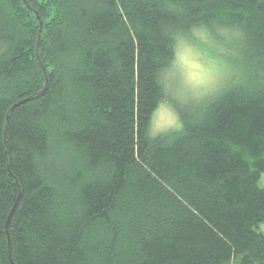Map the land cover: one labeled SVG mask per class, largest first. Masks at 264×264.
<instances>
[{"label": "trees", "instance_id": "16d2710c", "mask_svg": "<svg viewBox=\"0 0 264 264\" xmlns=\"http://www.w3.org/2000/svg\"><path fill=\"white\" fill-rule=\"evenodd\" d=\"M28 2L0 0V264L20 186L16 264H264V0ZM201 24L239 31L233 71L181 104L160 73Z\"/></svg>", "mask_w": 264, "mask_h": 264}, {"label": "clouds", "instance_id": "9594fccd", "mask_svg": "<svg viewBox=\"0 0 264 264\" xmlns=\"http://www.w3.org/2000/svg\"><path fill=\"white\" fill-rule=\"evenodd\" d=\"M240 36L237 30L204 24L193 27L190 36L176 33L172 68L160 73L165 92H171L181 104H189L222 86L232 74L228 58ZM193 40L199 47L192 46ZM180 127L178 114L165 100L153 111L147 133L156 137Z\"/></svg>", "mask_w": 264, "mask_h": 264}, {"label": "water", "instance_id": "95a60500", "mask_svg": "<svg viewBox=\"0 0 264 264\" xmlns=\"http://www.w3.org/2000/svg\"><path fill=\"white\" fill-rule=\"evenodd\" d=\"M24 1L29 6V8L31 10H33L32 6L28 2V0H24ZM36 14H37L38 19L40 21L39 34H38L37 45H36L37 58H38V61H39L40 65H41V67H42V69H43V71L45 73V77H46V87H47V84H48V74H47L46 68L44 66V63L42 62L41 55H40V39H41L42 32H43V28H44V21H43L41 15L38 13V11H36ZM46 87L40 92V94H42L43 92H45V90L47 89ZM28 99H29V97H27L26 99H22L21 101L17 102L16 104H14L10 108V110H9V112L7 114L6 126H7V123L9 121V115H10L11 110L14 107H16L17 105L25 102ZM6 138H7V136H6V130H5V143H6ZM8 168H9V171L12 173V170H11V168H10L9 165H8ZM14 177L16 178V176H14ZM21 197H22V188L20 186L19 195H18V197H17V199H16V201H15V203H14V205H13V207H12V209H11L9 215H8L7 221H6V233H7V237H8V243H9V257H10V259H11V261H12L13 264H16V262L14 261V258H13V252H12V237H11V234H10L9 225H10V221L12 219V216H13V214H14V212H15V210H16V208H17V206H18V204H19V202L21 200Z\"/></svg>", "mask_w": 264, "mask_h": 264}, {"label": "rangeland", "instance_id": "374dc122", "mask_svg": "<svg viewBox=\"0 0 264 264\" xmlns=\"http://www.w3.org/2000/svg\"><path fill=\"white\" fill-rule=\"evenodd\" d=\"M192 46L193 47H199V45H197V43H196V41L195 40H193L192 42ZM173 65V64H172ZM172 68V66L169 68V69H171ZM168 69V70H169ZM169 94L168 95H170V94H172L171 92H168ZM173 95V94H172ZM167 101L170 105H171V100L169 99V98H165L163 101ZM172 106V105H171ZM261 185L262 186H264V173H263V175H262V179H261ZM261 230H263L264 231V223H262L261 225H260V227H259Z\"/></svg>", "mask_w": 264, "mask_h": 264}]
</instances>
